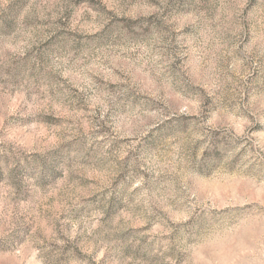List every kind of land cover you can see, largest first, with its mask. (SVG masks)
Segmentation results:
<instances>
[{
	"label": "rangeland",
	"instance_id": "obj_1",
	"mask_svg": "<svg viewBox=\"0 0 264 264\" xmlns=\"http://www.w3.org/2000/svg\"><path fill=\"white\" fill-rule=\"evenodd\" d=\"M0 264H264V0H0Z\"/></svg>",
	"mask_w": 264,
	"mask_h": 264
}]
</instances>
